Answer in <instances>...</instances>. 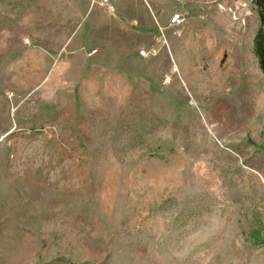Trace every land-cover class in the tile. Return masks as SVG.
Returning a JSON list of instances; mask_svg holds the SVG:
<instances>
[{
    "label": "rangeland",
    "instance_id": "374dc122",
    "mask_svg": "<svg viewBox=\"0 0 264 264\" xmlns=\"http://www.w3.org/2000/svg\"><path fill=\"white\" fill-rule=\"evenodd\" d=\"M107 4L0 0V264H264L252 0Z\"/></svg>",
    "mask_w": 264,
    "mask_h": 264
},
{
    "label": "trees",
    "instance_id": "16d2710c",
    "mask_svg": "<svg viewBox=\"0 0 264 264\" xmlns=\"http://www.w3.org/2000/svg\"><path fill=\"white\" fill-rule=\"evenodd\" d=\"M257 9L259 27L253 39V52L257 59L259 68L264 74V0H252Z\"/></svg>",
    "mask_w": 264,
    "mask_h": 264
},
{
    "label": "built area",
    "instance_id": "2783aa9c",
    "mask_svg": "<svg viewBox=\"0 0 264 264\" xmlns=\"http://www.w3.org/2000/svg\"><path fill=\"white\" fill-rule=\"evenodd\" d=\"M103 1V4H106V5H108L107 4V0H102ZM109 7V9H112L113 10V8H112V6H110V5H108ZM171 22L173 23V24H179L180 22H181V20H180V18H179V16L178 15H174L173 16V18L171 19ZM139 55L141 56V57H146L147 56V52L145 51V50H141L140 52H139Z\"/></svg>",
    "mask_w": 264,
    "mask_h": 264
}]
</instances>
